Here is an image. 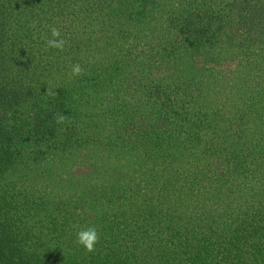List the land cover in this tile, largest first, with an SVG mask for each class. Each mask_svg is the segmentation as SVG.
Returning a JSON list of instances; mask_svg holds the SVG:
<instances>
[{"label": "trees", "instance_id": "1", "mask_svg": "<svg viewBox=\"0 0 264 264\" xmlns=\"http://www.w3.org/2000/svg\"><path fill=\"white\" fill-rule=\"evenodd\" d=\"M0 264H264V0H0Z\"/></svg>", "mask_w": 264, "mask_h": 264}, {"label": "clouds", "instance_id": "2", "mask_svg": "<svg viewBox=\"0 0 264 264\" xmlns=\"http://www.w3.org/2000/svg\"><path fill=\"white\" fill-rule=\"evenodd\" d=\"M33 27H35L34 24ZM49 31L51 32V38L46 40V46L48 48H55L59 51H63L66 41L63 38H61L60 29L55 26H52L49 29ZM83 71L84 70L79 64L72 65L71 72L73 76H80L83 74ZM69 120L70 118L60 115L57 118L56 123L62 124ZM70 227L76 230L75 242L78 245L82 246L86 252H94L96 249V245L97 243H99V239H100L96 227L95 226L82 227L78 223L72 224Z\"/></svg>", "mask_w": 264, "mask_h": 264}]
</instances>
